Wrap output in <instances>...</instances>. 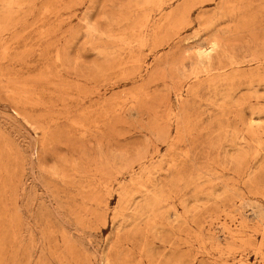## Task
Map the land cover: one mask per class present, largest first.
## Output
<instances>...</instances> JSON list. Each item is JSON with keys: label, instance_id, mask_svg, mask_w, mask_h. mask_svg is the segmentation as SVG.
I'll list each match as a JSON object with an SVG mask.
<instances>
[{"label": "rangeland", "instance_id": "rangeland-1", "mask_svg": "<svg viewBox=\"0 0 264 264\" xmlns=\"http://www.w3.org/2000/svg\"><path fill=\"white\" fill-rule=\"evenodd\" d=\"M0 264H264V0H0Z\"/></svg>", "mask_w": 264, "mask_h": 264}]
</instances>
